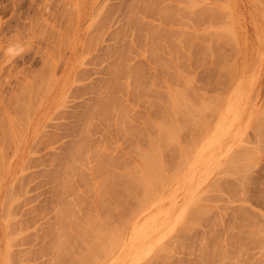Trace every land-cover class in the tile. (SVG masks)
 <instances>
[{"label": "rangeland", "instance_id": "obj_1", "mask_svg": "<svg viewBox=\"0 0 264 264\" xmlns=\"http://www.w3.org/2000/svg\"><path fill=\"white\" fill-rule=\"evenodd\" d=\"M262 8L264 0H0V264H82L98 236L92 216L115 237L87 264H264ZM15 40L27 53L10 62ZM182 92L192 119L164 151V186L157 180L138 209L143 191L134 184L132 201L126 174L141 180L138 153Z\"/></svg>", "mask_w": 264, "mask_h": 264}, {"label": "bare ground", "instance_id": "obj_2", "mask_svg": "<svg viewBox=\"0 0 264 264\" xmlns=\"http://www.w3.org/2000/svg\"><path fill=\"white\" fill-rule=\"evenodd\" d=\"M263 9V8H262ZM264 10V9H263ZM152 45V44H151ZM198 53V52H197ZM192 54V53H191ZM200 58V57H199ZM195 59V58H194ZM197 61V60H196ZM199 62V61H198ZM197 62V63H198ZM186 63V62H185ZM187 64V63H186ZM167 65V64H166ZM176 69V68H175ZM184 70V69H183ZM167 71V70H166ZM189 74V73H188ZM184 75V74H183ZM186 75V74H185ZM177 76V75H176ZM190 76V75H189ZM177 78V77H176ZM180 79V78H179ZM178 79V80H179ZM172 82V81H171ZM114 83V82H113ZM173 84V83H172ZM28 85V84H27ZM37 85V84H36ZM35 85V86H36ZM120 85V84H119ZM134 88V87H133ZM107 89V88H106ZM23 90V89H22ZM46 90V89H45ZM166 90V89H165ZM188 90V89H187ZM151 91V90H150ZM185 91H186V89H185ZM44 92V91H43ZM181 91L179 90V92H177V93H180ZM40 93V92H39ZM176 93V94H177ZM23 94V93H22ZM146 94H148V93H146ZM159 94V93H158ZM172 94V93H171ZM171 94H169V95H171ZM187 94V93H186ZM19 95V94H18ZM37 95V94H36ZM168 95V96H169ZM181 95V94H180ZM184 94H183V92H182V97L181 96H179V94L178 95H176V96H178V97H180L181 98V100L178 98V97H174L175 96V93H174V95H172L173 96V99L172 98H170L171 96H169V98H170V101H168V99L166 100V101H168L169 103L172 101V103L169 105L168 103H166L165 102V109L163 108V107H161V108H163L162 109V115L161 116H163V117H161V118H164L165 117V115L167 114L168 115V113H167V111H165L167 108H166V104H167V107H170L171 106V108H169L170 110L173 108V110H171L172 111V113H170L171 111L169 110V116H168V118H164V119H162V122H161V124H160V122L158 123L159 125H160V128H158V130H160V131H158L159 133H157V130H156V132H155V134L157 135L158 134V137L154 134V132L153 131H151V133L153 132V134H151V136L152 135H155V137L157 138H155V139H153V137H150L149 139H153V142L151 143L152 145L150 146L149 144V140H148V145L150 146V147H148L150 150H148V148H146L147 149V152H145V151H143V152H145L144 153V155H141V154H143V152L141 153L140 151V153H138L139 154V156H143V157H140V158H142V160L144 161H142V163H144L145 164V169L143 170V171H145L144 172V174H140L141 175V180L139 181V180H136V179H134V180H132V181H128L127 182V179L128 180H131V179H129V178H131V175H130V177H129V175L128 174H126L127 175V177L128 178H126V183L128 184V183H132V182H134V183H132V186L134 185V184H136L137 185V183L138 184H140V186L139 187H141L139 190H137V191H139V193L141 192V189H142V193L143 194H141L142 195V197H139V199L140 200H138L139 202L138 203H136L135 202V204H139V203H141V206L142 205H144L145 204V202H143V201H145V196L147 195V194H149V195H151L152 196V190H153V193H154V189L155 188H158V187H156L157 185H158V183H159V181H160V183H161V181L163 182V183H165L163 180L166 178L165 176H164V179H162L161 177H163V174L165 173V172H167L166 170H165V172L163 173V171H164V169H163V167L165 168L166 166H168V164H167V162H166V166H163V165H165V158H164V151L167 149V147H171L172 145H174L175 143H176V140H177V127H178V129H180L181 127V124H183V122L184 121H186V122H184V123H187V122H189L190 123V121H189V119H192L191 117H190V114H191V111L190 110H193V106H191L192 108L191 109H189L190 108V106H186L185 107V104H184V100L186 99L185 98V95L183 96ZM147 96V95H146ZM189 96V95H188ZM43 97V96H42ZM158 97V96H157ZM36 98V97H35ZM113 98V97H112ZM185 98V99H184ZM17 99V98H16ZM176 99H179V100H177L176 101ZM182 99H184V100H182ZM19 100V99H18ZM116 100V99H115ZM153 100V99H152ZM162 100V99H161ZM102 101V100H101ZM175 101V102H174ZM178 101H180V102H178ZM149 102V101H148ZM182 102V103H181ZM203 102V101H202ZM17 103V102H16ZM25 103V102H24ZM157 103V102H156ZM151 104V103H150ZM155 104V103H154ZM184 104V105H183ZM100 105V104H99ZM152 105V104H151ZM169 105V106H168ZM172 105H174L173 107H172ZM153 107V106H152ZM22 108H24V107H22ZM195 108V107H194ZM150 109V108H149ZM155 109V108H154ZM156 109H158V108H156ZM160 109V108H159ZM196 109V108H195ZM20 110V109H19ZM91 110V109H90ZM101 110V109H100ZM197 110V109H196ZM196 110H194V111H196ZM159 111V110H158ZM160 111H161V109H160ZM160 111H159V114H160ZM163 111H165L166 112V114L163 112ZM199 111V110H198ZM200 111H201V109H200ZM16 112V111H15ZM110 113V112H109ZM197 113H199V112H197ZM201 113H202V111H201ZM24 114V113H23ZM164 114V115H163ZM196 114V113H195ZM156 115V114H155ZM14 116V115H13ZM194 116V115H193ZM19 117V116H18ZM121 117V116H120ZM119 117V118H120ZM190 117V118H189ZM197 117H199V116H197ZM90 118V117H89ZM147 118V117H146ZM158 118H160V117H158ZM92 119V118H91ZM144 119V118H143ZM200 119H201V117H200ZM89 120V119H88ZM120 120V119H119ZM163 120H166V122L165 121H163ZM196 120H197V118H196ZM6 121V120H5ZM12 121H14V120H12ZM132 121V120H131ZM130 121V122H131ZM160 121H161V119H160ZM181 121V122H180ZM193 121V120H192ZM2 122V121H1ZM118 122H120V121H118ZM117 122V123H118ZM145 122V121H144ZM163 122H164V124H163ZM181 124H180V123ZM98 123V122H97ZM123 123V122H122ZM151 123V122H150ZM149 123V124H150ZM197 123V122H196ZM198 123H199V121H198ZM148 124V123H147ZM153 123H151V125H152ZM163 124V125H162ZM178 124H180V126L178 125ZM203 124V123H202ZM92 125V124H91ZM125 125V124H124ZM184 125V124H183ZM187 125H189V124H187ZM187 125H185L184 127H186ZM191 125H193V124H191ZM196 125H199V124H196ZM89 126V125H88ZM99 126V125H98ZM204 126V125H203ZM202 126V127H203ZM131 127V126H130ZM151 127V126H150ZM149 127V129L151 130V128ZM156 127H158L157 125H156ZM156 127H154V129L156 128ZM161 127H163V128H161ZM180 127V128H179ZM193 127V126H192ZM196 127V126H195ZM7 128V127H6ZM134 128V127H133ZM200 128V127H199ZM109 129V128H108ZM124 129V128H123ZM162 129V130H161ZM185 129H187V128H185ZM196 129V128H195ZM197 130V129H196ZM86 131V130H85ZM132 131V130H131ZM179 131V130H178ZM126 132V131H125ZM134 132H136V130L134 131ZM179 132H181V131H179ZM143 133V132H142ZM195 133H196V131H195ZM132 134H135V133H132ZM140 136H141V134L140 133H138ZM178 134H181V133H178ZM190 134V133H189ZM180 136V135H179ZM131 137V136H130ZM194 137V136H193ZM196 137V136H195ZM198 137V136H197ZM121 140V139H120ZM176 146V145H175ZM172 147H174V146H172ZM177 147V146H176ZM75 148H78V146L77 147H75ZM128 149V148H127ZM132 149V148H131ZM136 149V148H135ZM176 149H178V148H175V150ZM145 150V149H144ZM170 150H172L171 148H170ZM105 151V150H104ZM133 151V150H132ZM149 151V152H148ZM174 151V150H173ZM166 152H167V150H166ZM168 152H169V149H168ZM172 152V151H171ZM106 153V152H105ZM104 153V154H105ZM123 153V152H122ZM170 153V152H169ZM176 153V152H175ZM99 153H97V156H99L98 155ZM167 154V153H166ZM171 154V153H170ZM173 155H174V153H172ZM177 154V153H176ZM76 155V154H75ZM86 155V154H85ZM92 155V154H91ZM106 155V154H105ZM123 155H124V153H123ZM95 156V155H94ZM110 156V155H109ZM91 157V156H90ZM93 157V156H92ZM91 157V158H92ZM101 157V156H100ZM169 157V160H170V156H168ZM89 158V157H88ZM96 158V157H95ZM95 158H93V159H95ZM112 158V157H111ZM139 158V159H140ZM175 158V157H174ZM86 159H87V157H86ZM104 159V158H103ZM106 159V158H105ZM90 160H92V159H90ZM89 160V161H90ZM102 160V159H101ZM168 160V161H169ZM176 160V159H175ZM82 161V160H81ZM88 161V162H89ZM97 161V160H96ZM109 161V160H108ZM107 161V162H108ZM74 162V161H73ZM85 162V161H84ZM86 162H87V160H86ZM87 162V163H88ZM93 162V161H92ZM106 162V161H105ZM107 162H106V165L105 164H103V165H105L106 167L104 168L105 170H102V172L104 171H106V169H107V166H108V164H107ZM71 163V162H70ZM90 163V162H89ZM97 163V162H96ZM101 163V162H100ZM102 163H103V160H102ZM169 163V162H168ZM172 163V162H171ZM181 162H179L178 161V163H177V165L178 164H180ZM183 163V162H182ZM76 164V163H75ZM83 164H85V163H83ZM91 164V163H90ZM89 164V165H90ZM94 164V163H93ZM170 165V164H169ZM71 166V165H70ZM86 166H87V164H86ZM100 166V168H101V164L99 165ZM110 166V165H109ZM141 166V165H140ZM83 167V166H82ZM103 167V166H102ZM177 168H178V166H176ZM76 168V167H75ZM79 168H80V166H79ZM87 168V167H86ZM99 168V167H98ZM166 168H168V167H166ZM92 169V168H91ZM101 169H103V168H101ZM110 168L108 167V170H109ZM134 169V168H133ZM73 170V169H72ZM83 170V169H82ZM97 170V169H96ZM111 170V169H110ZM109 170V171H110ZM138 170V169H137ZM136 170V171H137ZM163 170V171H162ZM94 171V170H93ZM98 171V170H97ZM112 171V170H111ZM111 171L110 172H108V171H106L108 174L110 173V174H112L111 173ZM139 171H141V169L139 170ZM95 172V171H94ZM101 171H99V173H100ZM105 172V173H106ZM104 174V175H106V176H108V174ZM134 173H135V171H134ZM138 173V172H137ZM172 173V172H171ZM101 174V173H100ZM109 174V176H111ZM113 174H115L114 172H113ZM112 174V175H113ZM79 175V174H78ZM96 175V174H95ZM97 175H99V174H97ZM101 175H103V173L101 174ZM82 176V175H81ZM114 176V175H113ZM113 176H111V177H113ZM116 176V175H115ZM118 176V175H117ZM115 177V178H118V177ZM121 176H125L124 174L123 175H119V179L120 178H122ZM138 176V175H137ZM84 177V176H83ZM99 177H100V175H99ZM111 177H108V178H110L111 179ZM126 177V176H125ZM125 177H123L124 178V180H120L121 182H124V184H125ZM135 177H136V174H135ZM139 177V176H138ZM114 178V177H113ZM112 178V179H113ZM115 178H114V180H115ZM99 179H101V178H99ZM102 179H103V181L102 180H100V182L99 183H101V181H102V185H100V188H101V190H104V189H102V186H103V183H104V180H105V182L107 181L108 182V180L107 179H105L104 177H102ZM138 179V178H137ZM157 180H158V183H157ZM111 181V180H110ZM112 182H114V181H112ZM115 182H117V179L115 180ZM119 182V181H118ZM120 182V183H121ZM120 183H118L119 185H120ZM109 184V185H108ZM111 184H113V183H111ZM110 183H107V185L108 186H110L111 185ZM117 184V183H116ZM115 184V185H116ZM63 185V184H62ZM89 185V184H88ZM106 184H104V186H105ZM106 185V186H107ZM136 185H134L133 186V188L134 187H136V188H138V186H136ZM160 185V184H159ZM126 186V185H125ZM124 185H122V187L124 188L125 187ZM128 186L129 185H127L126 187L128 188ZM160 186H162V183H161V185ZM159 186V187H160ZM164 186V185H163ZM162 186V187H163ZM76 187V186H75ZM115 187H118V186H115ZM162 187H160V190L162 189ZM88 188V187H87ZM97 188H99V186H97ZM106 188V187H105ZM107 188H109L110 190H111V188L110 187H107ZM107 188H106V191H107ZM114 188V187H113ZM120 188V187H119ZM130 188V187H129ZM133 188H131V189H133ZM136 188H134L135 189V191L133 190L132 192L134 193V195L131 193V192H129L130 190H127L128 191V193H127V191H126V188H125V191H126V193L129 195V194H132L133 196L132 197H134V198H132V201H134V199H135V197H136V195L138 194H136L135 195V193H136ZM78 189V188H77ZM115 189H117V188H115ZM63 190V189H62ZM96 190H99V189H96ZM110 190H109V192H110ZM113 190V189H112ZM118 190V189H117ZM116 190V191H117ZM159 190V189H158ZM1 191V190H0ZM113 191H115V190H113ZM113 191H111V192H113ZM115 191V192H116ZM120 191H122L121 189H120ZM66 192V191H65ZM71 192V191H70ZM98 192H100V190L98 191ZM104 192V191H103ZM102 192V193H103ZM110 192V193H111ZM123 192H124V189H123ZM150 192V193H149ZM101 193V192H100ZM100 193H98V194H100ZM101 193V194H102ZM105 193V192H104ZM118 193V192H117ZM125 193V192H124ZM88 194H90V193H88ZM106 194H107V192H106ZM105 194V195H106ZM112 194H114V192L113 193H111V197H112ZM79 195V194H78ZM85 195V194H84ZM91 195V194H90ZM116 195H118V196H121V201H123L124 202V199L122 198V195H120V193H118V194H116ZM127 195V196H128ZM140 195V194H139ZM143 195H144V197H143ZM149 195H147L146 197H148ZM155 195V194H154ZM75 196V195H74ZM100 196V195H99ZM110 196V195H109ZM108 196V197H109ZM114 196V195H113ZM125 196V195H124ZM131 196V195H130ZM61 197V196H60ZM102 197H103V194H102ZM106 197V196H105ZM97 198V197H96ZM101 198V197H100ZM104 198V197H103ZM113 198V197H112ZM116 198V197H115ZM114 198V199H115ZM127 198V197H126ZM138 198V195H137V197H136V199ZM143 198V199H142ZM149 198H152V197H150L149 196ZM119 199V198H118ZM141 199H142V202H141ZM117 200V199H116ZM116 200H115V203H116ZM126 200V199H125ZM150 200V199H149ZM151 200H153V199H151ZM111 201H114L113 199L111 200ZM118 201H120V200H118ZM127 201V200H126ZM148 201V200H147ZM100 202H101V199H100ZM106 202V201H105ZM105 202H103V203H105ZM109 202V201H108ZM129 202H130V198H129ZM151 202V201H150ZM113 203V202H112ZM114 203V204H115ZM119 203V202H118ZM128 203V202H127ZM147 203V202H146ZM74 204V203H73ZM92 204H94V203H92ZM99 204H101V203H99ZM108 204V203H107ZM121 205L123 204V203H120ZM130 204V203H129ZM135 204H133V205H135ZM70 205V204H69ZM69 205H67V206H69ZM72 205V204H71ZM105 205V204H104ZM110 205V204H109ZM118 205V204H117ZM116 205V206H117ZM120 205V206H121ZM125 205V204H124ZM137 205H136V207H137ZM66 206V205H65ZM64 206V207H65ZM73 206V205H72ZM72 206H70L71 208H73ZM78 206V205H77ZM102 206V205H101ZM100 206V207H101ZM113 206V205H112ZM115 205H114V207H116ZM126 206V205H125ZM140 206V204H139V207H138V209L141 207ZM103 207V206H102ZM109 207V206H108ZM121 207H123V206H121ZM127 207V206H126ZM66 208V207H65ZM70 208V209H71ZM76 208V207H75ZM118 208V207H117ZM116 208V209H117ZM142 208V207H141ZM64 209V208H63ZM67 209V208H66ZM105 209V208H104ZM107 209V208H106ZM128 209V208H127ZM137 209V210H138ZM74 210H76V209H74ZM98 210V209H97ZM101 210H102V208H101ZM118 210V209H117ZM122 209H120V211H121ZM125 210V209H124ZM63 211H65V210H63ZM71 211H73V209H71ZM79 211V210H78ZM96 211V210H95ZM94 211V212H95ZM108 211V210H107ZM109 211H110V209H109ZM116 211V210H115ZM115 211H114V213H115ZM136 211V210H135ZM134 211V212H135ZM69 212H70V210H69ZM69 212H68V215H69ZM122 212H123V210H122ZM130 212H132L131 211V209H130ZM139 212V211H138ZM62 213L63 212H61L59 215H61L62 216ZM65 213H66V211H65ZM74 213H75V211H74ZM109 212H107V214H108ZM133 213V212H132ZM73 213H71V215H69V216H74V215H72ZM85 214H87V213H85ZM91 214V213H90ZM97 214V216H98V213H96ZM95 214V215H96ZM122 214V213H121ZM127 214V213H126ZM117 215V214H116ZM120 215V214H119ZM60 216V217H61ZM64 216V215H63ZM90 216V215H89ZM65 217V216H64ZM66 217H67V215H66ZM87 217V216H86ZM118 217V216H117ZM63 218V217H62ZM70 218V217H69ZM69 218H64L66 221H68L67 219H69ZM74 218V217H73ZM73 218H71L72 220H73ZM92 218H94V216H92ZM92 218H86L87 220H88V222H87V220H86V224H87V226H93V228H95V225H96V228H98V229H95L97 232H98V236L96 237V240H92V239H90V238H88V240H87V244H88V242H89V245H90V247H89V249H88V251L87 250H83V251H86V256L88 257V259H90V257H93V258H96V257H98V255H97V253H99L98 251H99V249L100 248H104L103 246H105L106 244H107V242L110 240V238H112V237H115V236H113V233L112 234H109V233H111V231L108 233V231H109V228L107 227L106 228V226L103 224V223H101L100 222V224H99V222H98V219H97V217L95 216V220H93L92 221ZM105 218V217H104ZM91 219V220H90ZM122 219H124V218H122ZM122 219H120V220H122ZM126 219V218H125ZM62 220V219H61ZM75 220V219H74ZM72 221V222H75V221ZM102 220H103V218H102ZM112 220V219H111ZM119 220V221H120ZM127 220V219H126ZM126 220H125V222L124 223H126ZM92 221V222H91ZM96 221V222H95ZM115 221V220H114ZM124 221V220H123ZM122 221V222H123ZM71 222V223H72ZM78 222V221H77ZM82 222V221H81ZM85 222V221H84ZM98 222V223H97ZM117 222V221H116ZM115 222V223H116ZM67 223V222H66ZM76 223V222H75ZM75 223L73 224V225H75ZM115 223H113V228H114V224ZM68 224V223H67ZM77 225H75V226H80V229L79 230H83L84 228L83 227H86V226H84V225H86V224H83V226L80 224V222H79V224L78 223H76ZM108 224V223H107ZM121 225H122V223H121ZM82 226V227H81ZM91 226V227H92ZM112 226V225H111ZM62 227V226H61ZM67 227V226H66ZM74 227V226H73ZM91 227H89V229L91 228ZM123 227V226H122ZM122 227L120 228V229H122ZM76 228V227H75ZM92 228V229H93ZM116 228H117V226H116ZM77 228H76V230L75 231H78V232H80L79 230H78ZM85 229H88V227H86ZM118 229V228H117ZM127 229V228H126ZM114 230V229H113ZM58 231V230H57ZM84 232H85V230H83ZM115 231H116V229H115ZM86 232H88V230H86ZM86 232H85V235H86ZM117 232V231H116ZM76 233V232H75ZM79 234V233H78ZM81 234V233H80ZM67 235V234H66ZM85 235H84V233H82V238L83 239H85L84 237H85ZM109 235V236H108ZM60 236V235H59ZM59 236H58V238H59ZM63 236V235H62ZM122 236V235H121ZM116 238H117V236H116ZM115 238V239H116ZM122 238V237H121ZM114 239V238H113ZM119 239V238H118ZM92 240V241H91ZM116 242H117V247H120V245H119V243H118V240L116 239ZM115 241H113V243H116ZM84 243H85V241H84ZM112 243V244H113ZM111 244V245H112ZM121 244V243H120ZM62 245V244H61ZM65 245H67V244H65ZM115 246V245H114ZM114 246H112V247H114ZM106 247V246H105ZM65 248V247H64ZM85 248V247H84ZM85 249H87V248H85ZM114 249H116V248H114ZM101 250H104V249H100V252H101ZM67 251V250H66ZM65 251V252H66ZM57 252V251H56ZM62 252V251H61ZM60 252V253H61ZM106 253H107V251H105ZM58 253V252H57ZM81 253V252H80ZM83 253H85V252H83ZM108 254V253H107ZM58 255V254H57ZM64 255V254H63ZM81 255H82V253H81ZM97 255V256H96ZM110 255V254H109ZM108 255V256H109ZM84 256V255H83ZM83 256H81V257H83ZM105 256V255H104ZM84 258H86L85 256H84ZM84 258H83V260H84ZM66 259V258H65ZM79 259V258H78ZM77 259V260H78ZM84 260L85 262L86 261H89V260ZM76 260V261H77ZM95 260V259H94ZM96 260H97V258H96ZM100 260V259H99ZM99 260H97V261H99ZM70 261V260H69ZM83 261V263L84 264H87V263H85ZM74 262H75V259H74ZM78 262H80V260H78L77 261V263ZM82 263V264H83ZM89 263H92L91 261H89ZM94 263V262H93ZM75 264H76V262H75ZM78 264H81V263H78ZM99 264V263H98Z\"/></svg>", "mask_w": 264, "mask_h": 264}, {"label": "clouds", "instance_id": "obj_3", "mask_svg": "<svg viewBox=\"0 0 264 264\" xmlns=\"http://www.w3.org/2000/svg\"><path fill=\"white\" fill-rule=\"evenodd\" d=\"M27 47L28 46L20 40H15L14 42L10 43L6 48V54L9 58V61H15L17 58H20L26 54Z\"/></svg>", "mask_w": 264, "mask_h": 264}]
</instances>
